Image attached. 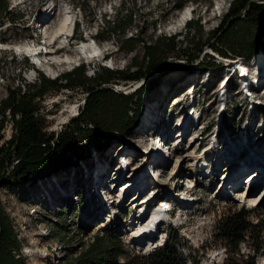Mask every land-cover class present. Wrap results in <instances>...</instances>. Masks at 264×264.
I'll return each instance as SVG.
<instances>
[{"label": "rangeland", "instance_id": "obj_1", "mask_svg": "<svg viewBox=\"0 0 264 264\" xmlns=\"http://www.w3.org/2000/svg\"><path fill=\"white\" fill-rule=\"evenodd\" d=\"M8 1L12 13L0 19V104L19 85L24 84L27 89L39 84L38 72L54 79L82 63L91 77L100 71V66L114 70L132 66L134 72L138 67L133 66V57L137 56L138 64L143 60V41L150 44L177 36L175 51H165L167 62L151 74L157 76L158 83L143 100L138 126L122 135L114 132L104 151H94L90 161H80L76 168L38 179L34 184H26L25 189L13 185L0 187L4 208L22 241L25 264H67L72 250L79 252L83 243L87 245L97 233L106 232L124 240L129 249L148 252L164 242L169 227L179 229L193 249L207 250L202 264L221 262L225 248L214 237L218 220L230 209L242 207L264 218V82H260L264 78V51L252 59L224 58L210 47L216 46V40H211L203 48L202 56L192 62L186 55L195 52L187 36V22L201 18L202 34L198 27L192 30V43L199 38L206 41L221 26L232 0H213L210 8L205 5L208 0L188 1L184 8H176V0H57L59 6L72 12L75 23L73 33L60 35L54 41V49L60 48V52L51 58L42 52L47 50L45 36L55 27V1ZM186 7H192V17L178 31H170L169 27ZM122 14L133 17L132 25L124 33L115 31ZM12 18H17L16 22ZM128 37L138 38L135 51H129L123 43ZM84 41L99 46L92 58L78 54ZM18 44H35L40 49L21 51ZM73 51V62L56 61ZM38 54L42 61L55 63L53 75H48L37 62L34 56ZM209 54L219 57L220 65L202 71L200 61H209ZM258 67L261 71L257 73ZM143 82L144 78L120 81L115 89L130 93ZM192 87L193 102L189 96ZM87 99L86 88L51 89L39 98L47 131L61 132ZM197 116L201 117L198 122ZM1 118L0 113V128L4 124L0 132L2 145L16 130L11 119L3 122ZM186 127H191L190 132L180 141L171 136L177 128L179 135H183ZM158 135L170 143L162 156L166 165L150 168L153 141H157ZM154 146L158 147V143ZM147 170L150 181L156 180L157 189L138 201L136 197L130 199L133 192L126 196L131 188L117 187L114 182L122 176L125 182L141 178ZM256 172L261 174L257 182L247 178ZM93 178L103 186L94 184ZM106 179L109 181L104 185ZM259 181L261 186L254 188ZM247 189L249 194L245 197ZM259 192L261 195L255 197ZM166 198L169 210L174 208L175 213L172 216L170 211L164 219L150 223ZM147 201H151L150 206ZM148 224L149 229L143 230ZM242 247L245 254H253L248 244ZM257 261L264 264V249Z\"/></svg>", "mask_w": 264, "mask_h": 264}, {"label": "trees", "instance_id": "obj_2", "mask_svg": "<svg viewBox=\"0 0 264 264\" xmlns=\"http://www.w3.org/2000/svg\"><path fill=\"white\" fill-rule=\"evenodd\" d=\"M188 1L192 0H176L175 6L182 8ZM212 4L213 0H208L205 5L210 8ZM11 13L9 1L0 0V19ZM16 20L12 18L13 22ZM132 23L131 15L122 14L115 31L124 33ZM187 27V36L196 52L186 54L192 62L202 56L203 48L211 40H216V46L210 47L220 57L252 59L264 51V0H232L221 26L212 31L206 41L199 38L192 43L195 38L192 30L198 27L202 34L201 18L188 21ZM137 39L128 37L123 43L129 51H135ZM176 40L177 36H170L150 44L143 41V60L138 64L137 56L133 57V66L138 67L134 72L132 66L118 70L100 66V71L91 77L87 75L86 64L82 63L54 79L38 72L39 84L27 89L23 84L10 90L1 101L0 113L3 122L13 121L16 132L10 140L0 144V187L13 185L25 189L26 184H34L38 179L76 168L80 161H88L94 151H104L114 132L122 135L138 126L143 100L158 83L157 76L151 74L167 62L164 52H174ZM208 57L209 61H200L202 71L217 69L220 65L219 57L211 54ZM143 78L142 85L133 92L115 89L120 81ZM62 88H86L88 99L61 132H48L38 99L51 89ZM2 139L0 134V142ZM214 237L225 248L223 260L214 264H259L257 256L264 249V218L244 207L230 209L215 224ZM243 244H248L253 254H245ZM22 248L15 224L0 195V264H25ZM69 254L67 264H202L207 250L193 249L179 229L169 227L164 242L148 252L129 249L124 240L106 232L97 233L87 245L83 243L82 250H72Z\"/></svg>", "mask_w": 264, "mask_h": 264}, {"label": "bare ground", "instance_id": "obj_3", "mask_svg": "<svg viewBox=\"0 0 264 264\" xmlns=\"http://www.w3.org/2000/svg\"><path fill=\"white\" fill-rule=\"evenodd\" d=\"M54 1L55 2L52 3V8H53L52 10L55 9V13H54V16H53V22L55 21V25H54L55 27H52L51 30H50V28H46V30H48V31L50 30L47 33V36H45V39L46 40L44 41L45 42V47L47 48V50L42 52L43 55L46 56L47 58H51L52 56L57 55L60 52V48H58L57 50L54 49V46H53V44L55 43L54 41L60 35H64L65 34V35H68L69 36L70 33H71V31L73 30V23L75 21L74 20V16H73L72 12L69 9H67L65 6H62V5L59 6V2L57 0H54ZM220 8L221 7L219 5L218 6V9H220ZM192 15H193L192 7H186L184 10L181 11V13H180L177 21H175V23L169 27V30L170 31H176V30L178 31L179 29H181V27L183 25H185V23L192 17ZM41 26H42V24L40 25V27ZM94 44H96V42H94ZM17 47H18L19 50H21V51L23 50V51H26V52L35 51L37 48L40 49L35 44L34 45L33 44H26V45H22V44L19 45L18 44ZM97 52H98L97 46L96 45H93L92 43H89V41H84V43H82L81 46H80V48L78 49V54L82 55L83 57H89V58H92L93 56H95ZM41 54L35 55L34 57L38 60L37 62L40 65H42L43 69L45 70V72L48 75H53L54 74L53 66L55 65V63H51V61H49V60L48 61L47 60L42 61L41 58H40ZM75 58H76L75 57V52L73 51L72 52V55H67V56L64 55V56H62V58H58L56 61H59V63H62V62H64V63H70V62H73L75 60ZM35 71L36 70L33 71V74H31L30 77H33ZM247 71L249 72V70H247ZM259 71H261L260 70V67H258L256 69V72L257 73ZM190 82H191V80L185 82L184 85H188V83H190ZM260 82L261 83L264 82V78H263L262 81L260 80ZM193 92H194V90H193ZM73 109L74 108H72V111H74ZM200 120H201V117L197 116L196 121H200ZM190 129H191V127H186L185 130H184L183 135H179V131H178L179 129L177 128V131H174V133H173V131L171 132V136L172 137H175L178 141H180V138L182 136H185L187 134V132H190ZM152 136L153 135H151L150 137L152 138ZM158 136H160V135H158ZM152 140H153V138H152ZM160 141L161 142H164V143H167V144H170V143H168L167 139H164L163 138V136H160ZM156 143H158V141H156V140H155V142L153 141L152 160L148 164L150 168H151V166H158L161 163H163L164 165H166L165 160L162 159V156L163 155L165 156V154H163L164 151L163 150L161 151L159 144H158V147H159L160 150L158 149L157 146H154V145H156ZM230 150H231V148H230ZM162 160H163V162H162ZM245 164L246 163H244V165ZM213 165H215V164H213ZM118 170L120 171V169H118ZM148 170H150V169H148ZM148 170L147 171H144V176H142L141 178H135L132 181H126L125 182V181H123L124 178L121 179L123 177L122 176L120 178L121 181H120V179H117V180H114V182L115 183H118V186L117 187H123L124 186L125 188H127V187L128 188H131V189L127 190L129 192H128V194L126 196H128L129 193L133 192V194L131 195V198L130 199L136 197V199H137L136 201H138V200L142 199L143 197H145V194L148 195L149 194L148 192H150L152 189H154V188L157 189V184L154 182L156 180H154L153 182L150 181L151 178L148 175V173H149ZM195 171H196L195 168H192L191 169V172L192 173H195ZM250 177H251V180H253V182H257L258 179L261 178V174L259 175V173H257V172L256 173H250L247 178H250ZM91 180H92V182L94 184L96 183L97 185H100L101 187L103 186L102 184H100V181L99 180H97L95 178H93ZM108 181L109 180L106 179L102 183L104 185H107V182ZM261 184H262V181L260 183H258V184L255 183L254 188L260 187ZM235 187H237V186H235ZM239 191H241V190H239ZM239 191L236 193V196L239 194ZM117 193H118V197H120L119 192H117ZM138 193H139V195H137ZM242 193L244 194V192H242ZM248 194H249V190L247 189V191H245V195L244 196L247 197ZM259 195H261V192H259L255 197L258 198ZM257 198H256V200H257ZM167 201L168 200L166 198V200H164L163 202H161V205L159 206V210L156 211L152 215V217L150 219V223H152V222L154 223V221L155 222H158L160 218L162 220V219H164L165 215H168L169 214L170 210H169V207L167 205V203H168ZM150 203H151V201H147L148 206H150ZM141 217H138V219L141 220ZM150 225L151 224H148V226L144 227L143 230L149 229V226ZM144 236H146L145 238L148 239V234L147 233H144Z\"/></svg>", "mask_w": 264, "mask_h": 264}, {"label": "water", "instance_id": "obj_4", "mask_svg": "<svg viewBox=\"0 0 264 264\" xmlns=\"http://www.w3.org/2000/svg\"><path fill=\"white\" fill-rule=\"evenodd\" d=\"M122 90V88L121 89H119V91H121Z\"/></svg>", "mask_w": 264, "mask_h": 264}]
</instances>
